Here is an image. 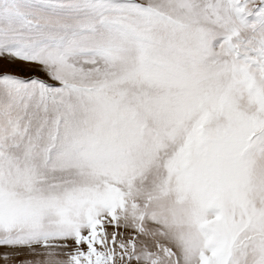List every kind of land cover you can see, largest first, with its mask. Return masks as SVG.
<instances>
[{
	"label": "snow or ice",
	"instance_id": "obj_1",
	"mask_svg": "<svg viewBox=\"0 0 264 264\" xmlns=\"http://www.w3.org/2000/svg\"><path fill=\"white\" fill-rule=\"evenodd\" d=\"M0 264H264V0H0Z\"/></svg>",
	"mask_w": 264,
	"mask_h": 264
},
{
	"label": "rangeland",
	"instance_id": "obj_2",
	"mask_svg": "<svg viewBox=\"0 0 264 264\" xmlns=\"http://www.w3.org/2000/svg\"><path fill=\"white\" fill-rule=\"evenodd\" d=\"M25 74H28V75H31V74H36V75H42V73H40L37 69H31L29 72L25 73Z\"/></svg>",
	"mask_w": 264,
	"mask_h": 264
}]
</instances>
